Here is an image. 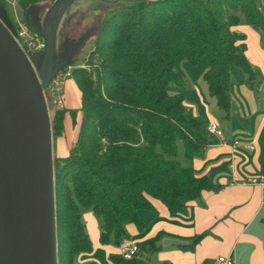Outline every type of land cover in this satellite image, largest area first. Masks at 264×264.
<instances>
[{
    "label": "trees",
    "instance_id": "16d2710c",
    "mask_svg": "<svg viewBox=\"0 0 264 264\" xmlns=\"http://www.w3.org/2000/svg\"><path fill=\"white\" fill-rule=\"evenodd\" d=\"M19 1L21 6L55 2ZM261 1L145 0L117 5L101 21L96 63H69L83 92V114L74 146L55 158L59 264H76L79 253L93 249L84 207L102 218V241L119 244L128 235V222L143 224L139 211L152 208L150 197L177 213L203 189L216 188L194 172L192 159L210 140L187 115L184 92L174 91L186 82L176 62L204 59L209 91L229 112L232 67L244 69L250 80L255 77L245 55L246 34L233 27L245 21L264 31ZM66 111L54 110L57 136ZM111 257L114 264H150L139 256Z\"/></svg>",
    "mask_w": 264,
    "mask_h": 264
},
{
    "label": "crops",
    "instance_id": "0c3cea01",
    "mask_svg": "<svg viewBox=\"0 0 264 264\" xmlns=\"http://www.w3.org/2000/svg\"><path fill=\"white\" fill-rule=\"evenodd\" d=\"M233 28L246 34L245 55L255 77L250 80L244 69L232 67L229 112L209 91L204 59L176 62L186 82L174 91L184 92L187 115L196 118L202 129L218 122L224 137L208 133L210 142L192 159L196 176L210 179L216 188L203 189L199 198L177 213L161 199L150 197L152 208L139 211L143 224H126V239L140 244L139 257L150 264H220V256L233 257L234 264H264V182L250 181L264 178V34L245 21ZM82 95L76 78L69 76L60 106L67 108L64 129L54 141L55 158L66 156L77 140ZM75 108V113L70 111ZM82 214L93 249L79 253L75 263L114 264L111 255L119 253L118 244L102 241V223L93 209L84 207Z\"/></svg>",
    "mask_w": 264,
    "mask_h": 264
},
{
    "label": "water",
    "instance_id": "95a60500",
    "mask_svg": "<svg viewBox=\"0 0 264 264\" xmlns=\"http://www.w3.org/2000/svg\"><path fill=\"white\" fill-rule=\"evenodd\" d=\"M72 1L52 3L46 32L32 27L47 39L40 68L16 40L0 1V264H59L56 134L46 90L59 71L53 67L56 31Z\"/></svg>",
    "mask_w": 264,
    "mask_h": 264
},
{
    "label": "rangeland",
    "instance_id": "374dc122",
    "mask_svg": "<svg viewBox=\"0 0 264 264\" xmlns=\"http://www.w3.org/2000/svg\"><path fill=\"white\" fill-rule=\"evenodd\" d=\"M145 0H73L64 11L56 31V53L54 71L61 70L67 62L90 67L97 61L94 55L96 36L101 21L112 14V10L118 5L130 3L142 4ZM259 3L261 0H257ZM26 2L21 6L19 0H7L8 11L12 19L25 20L31 27L46 32L44 26L48 8L52 5L48 1H40L39 5L28 6ZM14 19V20H15ZM262 34L263 31L260 30ZM264 37V35H263ZM45 51L32 53V61L38 68L41 67ZM73 67V65H72ZM51 94L47 92L48 103L52 112L60 107ZM72 132H70V138ZM74 146V145H73ZM56 168V165H55ZM84 209V208H83ZM103 223L102 218H100ZM58 230V225H57Z\"/></svg>",
    "mask_w": 264,
    "mask_h": 264
},
{
    "label": "built area",
    "instance_id": "2783aa9c",
    "mask_svg": "<svg viewBox=\"0 0 264 264\" xmlns=\"http://www.w3.org/2000/svg\"><path fill=\"white\" fill-rule=\"evenodd\" d=\"M14 19H12L16 28V33L14 34V36L24 53L31 60L32 53L41 52L46 49L47 39L42 33L34 30L25 20H21L20 18H16L15 20ZM71 75L72 65L59 70L51 79L46 90V96L48 92L55 97H53L54 100L56 99L58 103H62V90L64 87V83L66 79ZM206 130L209 134H214L220 139H223L224 137V131L216 121L208 123L206 126ZM238 142L239 140H234L235 144H237ZM250 181L264 182V178H250ZM118 250L119 253L125 258H133L139 256L141 253L140 244L137 241L126 238L118 244ZM219 262L220 264H234V258L231 256H220Z\"/></svg>",
    "mask_w": 264,
    "mask_h": 264
}]
</instances>
